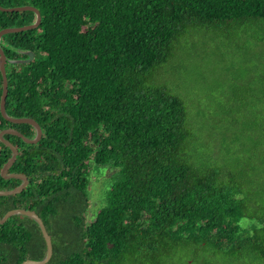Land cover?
<instances>
[{"label":"trees","instance_id":"16d2710c","mask_svg":"<svg viewBox=\"0 0 264 264\" xmlns=\"http://www.w3.org/2000/svg\"><path fill=\"white\" fill-rule=\"evenodd\" d=\"M0 5H33L42 15L37 27L2 37L7 112L34 118L43 133L37 143L4 135L19 149L9 173L27 175L29 184L0 196V217L14 208L38 213L53 240L46 264H161L165 255L193 245L221 254L224 264L245 258L264 264V189H247L258 181V167L250 162L254 152H264V120L249 127L259 135V150L228 128H213L222 136L220 158L213 159L209 138L213 151L201 164L194 153L202 135L184 99L147 81L191 31L201 28L227 40L230 32L260 25L264 0ZM35 20L31 10L0 9V31ZM28 51L35 53L31 61H11L27 60ZM2 93L0 70V103ZM6 128L29 138L36 134L31 124L8 121L0 108V132ZM11 155L0 139V189L22 182L1 174ZM106 166L113 168L107 203L89 222L91 170ZM244 218L255 223L246 228ZM46 251L33 218L16 214L0 224V264L42 259Z\"/></svg>","mask_w":264,"mask_h":264},{"label":"rangeland","instance_id":"374dc122","mask_svg":"<svg viewBox=\"0 0 264 264\" xmlns=\"http://www.w3.org/2000/svg\"><path fill=\"white\" fill-rule=\"evenodd\" d=\"M250 27L246 33L242 30L228 33L231 36L227 40L201 28L187 33L181 48L147 79L148 84L164 85L184 99L190 122L197 134L202 135V141H198L194 153L201 164L208 160L206 156L213 151V146L206 141L209 138L216 147L213 159L220 158L222 136L218 131H213L218 125L222 131L227 128L232 130L234 137L242 135V140L250 141L252 148L259 150V135L249 127L264 120V41H260L264 38V20L260 25ZM250 165L257 166L259 174L258 181L251 182L247 189L251 192L264 189V152H254ZM109 169L113 171L108 166L91 170L89 222L107 203L111 184ZM252 223L255 221L242 220L246 228H250ZM224 263L221 254L193 245L165 255L161 264ZM242 264L260 263L245 258Z\"/></svg>","mask_w":264,"mask_h":264},{"label":"water","instance_id":"95a60500","mask_svg":"<svg viewBox=\"0 0 264 264\" xmlns=\"http://www.w3.org/2000/svg\"><path fill=\"white\" fill-rule=\"evenodd\" d=\"M0 9L4 10V11L31 10V11H34L36 13V20L32 24H28L25 26L7 27V28H4L0 31V70L3 74V93H2V97H1V103H0L1 112H2L3 116L8 121L14 122V123H28V124L33 125L35 130H36V134L33 138H29V137L25 136L22 132H20L19 130L15 129V128H6L0 132V139L6 145H8L12 150V155L9 158V160L5 163V165L3 166L1 174L6 179L18 178L22 181L19 185H17L14 188L0 189V196H2V195H12V194L20 193L29 184V179H28L27 175H25L23 173H18V172L9 173L10 168L12 167V165L15 163V161L17 159L19 149L15 144H13L11 141L7 140L4 137V135L5 134H15V135L22 137L26 142L37 143L41 139L42 133H43L41 125L34 118H32V117H13V116L9 115L7 112L6 102H7L8 92H9L8 91L9 90V83H8L7 70H6L7 56H6L5 51L1 45L2 37H3V35H5L7 33L21 32V31H26L28 29H33V28L37 27L42 20V15H41L40 10L33 5H19V6H13V7H4V6L0 5ZM27 53L29 54V58L27 60H21L20 59V60H11V61H13V62L31 61L34 58L35 53L33 51H28ZM16 214L27 215V216L33 218L40 225L43 236H44L46 243H47V251H46L45 256L42 259L28 258V259L24 260L21 264H46L47 262L50 261L52 255H53L54 247H53L52 236L49 234L43 219L34 210L26 209V208H14V209L8 210L4 214L3 217H0V224L4 223L10 216L16 215Z\"/></svg>","mask_w":264,"mask_h":264}]
</instances>
